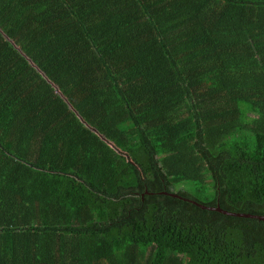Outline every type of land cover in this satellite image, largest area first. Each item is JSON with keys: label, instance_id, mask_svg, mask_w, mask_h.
Wrapping results in <instances>:
<instances>
[{"label": "trees", "instance_id": "trees-1", "mask_svg": "<svg viewBox=\"0 0 264 264\" xmlns=\"http://www.w3.org/2000/svg\"><path fill=\"white\" fill-rule=\"evenodd\" d=\"M259 216L264 0H0V264H264Z\"/></svg>", "mask_w": 264, "mask_h": 264}, {"label": "water", "instance_id": "water-1", "mask_svg": "<svg viewBox=\"0 0 264 264\" xmlns=\"http://www.w3.org/2000/svg\"><path fill=\"white\" fill-rule=\"evenodd\" d=\"M213 209L218 211V212H222L220 209H217V208H213ZM222 213H225V212H222ZM225 214H227V213H225ZM230 215H233V214H230ZM255 218L258 219V220H264V216L263 217L259 216V217H255Z\"/></svg>", "mask_w": 264, "mask_h": 264}]
</instances>
